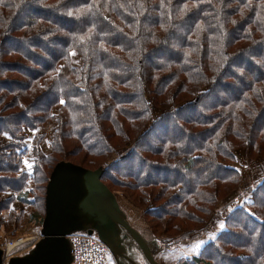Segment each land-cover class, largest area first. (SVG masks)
I'll return each instance as SVG.
<instances>
[{"label":"trees","instance_id":"trees-1","mask_svg":"<svg viewBox=\"0 0 264 264\" xmlns=\"http://www.w3.org/2000/svg\"><path fill=\"white\" fill-rule=\"evenodd\" d=\"M46 122L44 153L25 131ZM237 150L264 160V0H0V193L26 203L29 177L40 223L64 160L103 166L108 188L152 203L151 224L179 242L239 186ZM221 219L180 264H264V244L252 245L264 239V177Z\"/></svg>","mask_w":264,"mask_h":264},{"label":"water","instance_id":"water-1","mask_svg":"<svg viewBox=\"0 0 264 264\" xmlns=\"http://www.w3.org/2000/svg\"><path fill=\"white\" fill-rule=\"evenodd\" d=\"M104 167L88 169L70 161L52 168L44 195L40 238L24 254L0 264H71L68 236L95 233L105 244L115 264H160L162 250L156 239H148L134 228L115 194L101 180Z\"/></svg>","mask_w":264,"mask_h":264},{"label":"rangeland","instance_id":"rangeland-1","mask_svg":"<svg viewBox=\"0 0 264 264\" xmlns=\"http://www.w3.org/2000/svg\"><path fill=\"white\" fill-rule=\"evenodd\" d=\"M27 14V12L23 13ZM181 31L175 32L174 41L179 42L181 39ZM174 45V44H173ZM174 46H171V53ZM164 49L158 56H164ZM72 64L78 65L77 59L72 55ZM161 113L160 109L152 108L153 116H158ZM53 130V124L46 122L39 126L34 132L25 131V144L29 147L32 146V139L35 135H42L43 140L41 148L44 153L48 152L49 142L51 139ZM126 148L118 150L117 153L113 154L107 163H110L116 158L117 155L123 154ZM32 154L26 153L22 159L21 172L27 175L31 172ZM76 160V159H75ZM231 167L236 168L240 175L241 181L239 186L229 196L222 200L218 204V208L211 212L209 221L203 226L201 230H195L188 236L181 239L179 242L172 240L168 233L165 231V224H159L157 227L155 224H151V218L147 215V210L150 209L152 203L139 204L131 196L130 192H127L122 187L110 185L112 192L115 194L121 208L126 212L130 224L142 232L148 239H156L161 245L162 250L156 256V260L160 264H180L183 260H189L193 256H197L202 247L220 233L223 229L220 225L223 224L222 217L236 206H240L245 201L250 199V193L253 188L261 181L264 177V160L256 157L250 160L245 150H237L235 152V161L228 164ZM33 188V182L26 179V203H21L19 197L16 198L14 192H1L0 200H4L0 209V244L15 241L19 238L26 239L18 250V254L22 255L27 252L34 243L40 238L39 231L41 223L39 219L41 217V210L37 209L35 203V196L29 194V191ZM131 197H130V196ZM10 199V200H7ZM11 211V212H10ZM14 213L17 221L10 220L11 213ZM154 225V226H153ZM193 228V226H191ZM259 243V244H258ZM264 244V239L261 242H252V245L259 248ZM105 264H115L112 256L109 254ZM214 264H221L219 261Z\"/></svg>","mask_w":264,"mask_h":264},{"label":"built area","instance_id":"built-area-1","mask_svg":"<svg viewBox=\"0 0 264 264\" xmlns=\"http://www.w3.org/2000/svg\"><path fill=\"white\" fill-rule=\"evenodd\" d=\"M68 239L71 245V264H105L109 251L95 233L75 232ZM25 242L26 239L19 238L5 243L2 247L4 260L14 256Z\"/></svg>","mask_w":264,"mask_h":264},{"label":"snow or ice","instance_id":"snow-or-ice-1","mask_svg":"<svg viewBox=\"0 0 264 264\" xmlns=\"http://www.w3.org/2000/svg\"><path fill=\"white\" fill-rule=\"evenodd\" d=\"M60 103H61V104H63V103H64V101H63V100H61V101H60ZM220 228H221V229H223V228H224V225H223V224H221V225H220Z\"/></svg>","mask_w":264,"mask_h":264},{"label":"flooded vegetation","instance_id":"flooded-vegetation-1","mask_svg":"<svg viewBox=\"0 0 264 264\" xmlns=\"http://www.w3.org/2000/svg\"><path fill=\"white\" fill-rule=\"evenodd\" d=\"M20 254H18V252L14 255V256H19Z\"/></svg>","mask_w":264,"mask_h":264}]
</instances>
